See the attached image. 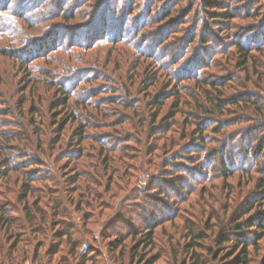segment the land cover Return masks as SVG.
<instances>
[{"label":"rangeland","instance_id":"374dc122","mask_svg":"<svg viewBox=\"0 0 264 264\" xmlns=\"http://www.w3.org/2000/svg\"><path fill=\"white\" fill-rule=\"evenodd\" d=\"M204 9L231 10L236 19L211 18ZM261 29L264 0H0V264H147L157 255L155 264H195L194 253L202 264H233L240 254L236 226L250 264H264V230L248 231L264 223V200L256 201L264 179V117L251 113L240 122L234 111L219 120L203 117L211 153L183 112L166 121L179 91L173 82L184 87L183 111L194 107L192 95L206 100L189 77L215 81L238 72L232 97L264 98V83L249 82L232 61L235 41L264 44ZM132 76L134 84L119 82ZM124 86L136 96L92 100L96 89ZM165 93L173 97L154 126L152 118L142 125L125 109L134 104L147 117L152 97ZM79 97L108 117L76 104ZM79 120L89 124L80 145ZM168 136L176 149L167 155L161 138ZM156 146L161 150L149 155ZM150 230L152 245L135 252L130 235L145 240ZM190 231L202 240L187 252ZM222 238L229 241L219 245Z\"/></svg>","mask_w":264,"mask_h":264},{"label":"trees","instance_id":"16d2710c","mask_svg":"<svg viewBox=\"0 0 264 264\" xmlns=\"http://www.w3.org/2000/svg\"><path fill=\"white\" fill-rule=\"evenodd\" d=\"M181 2H182V0H181ZM206 5L211 6V3L208 1H205V6ZM58 10H59V12H61L60 8ZM204 11L207 13V15H210L211 18L221 17V18L228 19L229 21L236 19L235 13L231 10L226 11V14H213V15L210 12H208V10H206V9H204ZM208 29H209V26L207 25L205 31H207ZM263 31L264 30L260 31V34L264 36ZM232 48H234V51L236 53L235 58L232 59V61L235 62V65H236L235 69L238 68V70H241L244 73H246V76L249 77V78H247L249 82L256 81L257 83H260V84L264 83V63L260 62V60L258 58H256V54H260V56L264 57V44L259 43L257 45H248L244 41L239 40V41H235L232 44ZM229 55L232 56L233 53L230 52ZM231 56H229V57H231ZM177 66H178V63H176L174 65V67H177ZM210 68H214V66L211 64L207 67V69H210ZM172 73H173V71L167 70V72L165 73L166 74L165 76L168 79L173 78ZM251 73L253 76L256 77V80H254L255 77L250 76ZM238 75H239L238 72L236 74H235V72H232V74H228L226 77L214 78L215 81L211 79V77H212L211 75H204V79H202V77H197V76L189 77L188 80L191 82L192 89L196 88L197 90L202 91L206 97V100H204V98L200 99V96H198V95L197 96L192 95L191 101L194 104V107L192 106L190 111L185 112L181 109V106H184V105L189 106V104L186 103V101L179 98V94H181V91H182V89H184V87L179 89L178 88L179 84L174 83V82H173V84H174L175 88L179 90L178 93L174 95L175 97H173L171 95H167L166 93H165V95L159 94L157 97H154V98L152 97V100H154V104H153L152 108L156 109V110L154 111L152 109L149 113L150 116L148 114H147V117H145V116L142 117V115H138V113H140L139 109L136 108L134 104H132V105L129 104L128 106L125 107V109L132 110V113L139 117V119L141 120L139 123L142 125H144L145 121H147L149 118H152L151 124H152V126H154L158 121V117L160 116L161 111H162L166 101H168L172 97L175 98L176 103H175L174 107L172 108V111L174 112V114H172L170 116V118H168L166 121L173 120L176 117L177 113L183 112L187 116L185 121L188 124L190 123L192 125H195V128H194L195 131L193 133V137H198L197 141L199 143H202V145L205 147L203 149V151L211 153L212 151L210 150V148L207 147V144L209 141L208 134H207L208 129L204 128V123H201V120H203V117L212 118L211 115H214V116L217 115L218 116L217 120H219V119H222L223 116H226V114H227L226 112H228V114H230L231 111H234V114L239 115L240 122L243 121L242 119L244 118L245 115H249L251 113L257 115L260 118L264 117V103H261L262 101H264V98H262V99L257 98L255 95L253 97L254 99H252L251 97H247L248 96L247 93L245 96L240 95L237 97H232L233 94H231V92H233L235 90L234 86L239 83ZM174 76H175V73H174ZM176 76L178 78H182L181 81H185L184 77H181L178 75H176ZM213 76H215V75H213ZM154 78L155 77H153V79ZM129 80L131 81L132 84H134L135 77L134 76L129 77V79L127 81H125L124 79H120L119 82L125 83V82H128ZM152 83H154V82L152 81ZM155 84L156 83H154L153 86ZM63 93H65V92L63 91ZM86 93H89V92L81 93V95L86 94ZM91 93H92L91 97L93 98L92 100H95L96 103L102 99L101 95L105 94V93H112L115 95L122 94V96L126 95L127 96L126 99H128V100L131 99L129 97H135L136 96L135 91H130L125 86H124V88L117 90V91H113V92H106L105 89L101 88L98 90L96 89L94 92H91ZM92 100L88 101V99H83V98L79 97V98H76V101H77L76 104L81 105V106L89 105L92 109H95L98 112V116L103 114L102 115L103 118L106 119V117H108L109 114H105V112H103V110L101 109V106H99V104H96V106L93 105ZM68 101H65L64 103L61 104V105H64V107L67 110L69 108ZM117 101H115L113 99L110 100V102L113 104L117 103ZM69 113H71L72 118H74L75 120H78L76 110L69 111ZM79 115H81L80 111H79ZM209 121H212V120H209ZM79 122L81 124H79V128H77V130L75 131L74 141L80 145V143L85 140V135H86L85 133H86V129L89 128V124H84L83 121H80V120H79ZM222 127H225V125ZM166 130L170 131V129H166ZM165 137L161 138L164 140V142L162 144V151L167 152V155H168L172 152H175L173 150L176 149V148L170 147V145L176 146V144H175L173 136H168L167 138H165ZM184 137H186V134H184ZM157 150H161V149H159L158 146H156L154 149L148 150L149 155H153L154 153H156ZM259 151L262 152V149H260ZM259 151H257V152H259ZM216 153L217 152H214L212 154L213 155L212 158L215 157ZM120 154H122V153H120ZM224 158H225L224 155H222L220 157V162H221L222 167L224 169H226L227 165H226ZM31 165H33V164H31ZM164 167H168V164L165 163ZM225 171H227V173H229V175L232 176L233 173L230 169H226ZM29 189H30L29 185H26V193L23 194V201L26 200L27 195L30 193ZM260 189L262 191V194H261V199L256 200L258 203L264 200V179L261 183ZM246 209H249V208H246ZM255 226L259 230H264V223H262L260 221L258 224H254V225L252 223L249 226L248 231L250 230V228H253ZM241 230H243V229H241L240 226H236L234 235L236 237L239 236V239L236 241V247L239 249L240 254L238 257H236L233 264H250L248 245L246 242V238H241V236H240ZM67 236H68V234H67ZM130 236L132 237V241L134 243H136V246L133 248V250L135 252L139 251V249L141 248L143 243L150 244L149 246L147 245V248H148L152 245V243L154 241V231L153 230H150L148 232V234L144 235L145 240H138V234H135V233H132ZM189 236H190V239L192 242L190 245H188L187 252L193 251V250L201 247L199 242L202 240V237L200 235L194 234L193 232L190 231ZM71 239H72V237H71ZM228 241H229V239L222 238L219 245H224ZM238 249H236V251ZM209 254L214 256L216 258V260H218L219 255L215 256V254H217V253H215L213 250L209 251ZM232 256L233 255L228 254V256H226L227 257L226 259L230 260L232 258ZM158 259H160L159 255L152 258V260H150L146 263L147 264H155L158 261ZM193 259L195 261V264H202L203 263L202 259H200L198 254L194 253Z\"/></svg>","mask_w":264,"mask_h":264}]
</instances>
